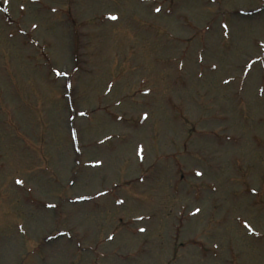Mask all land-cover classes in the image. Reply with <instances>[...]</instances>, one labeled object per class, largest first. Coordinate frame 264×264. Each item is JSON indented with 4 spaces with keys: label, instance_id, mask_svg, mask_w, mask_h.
Instances as JSON below:
<instances>
[{
    "label": "rangeland",
    "instance_id": "374dc122",
    "mask_svg": "<svg viewBox=\"0 0 264 264\" xmlns=\"http://www.w3.org/2000/svg\"><path fill=\"white\" fill-rule=\"evenodd\" d=\"M261 46L264 0H0V264H264Z\"/></svg>",
    "mask_w": 264,
    "mask_h": 264
},
{
    "label": "snow or ice",
    "instance_id": "6c2138e0",
    "mask_svg": "<svg viewBox=\"0 0 264 264\" xmlns=\"http://www.w3.org/2000/svg\"><path fill=\"white\" fill-rule=\"evenodd\" d=\"M154 11L157 12V13H160V12H161V7H156V8L154 9ZM110 19H112V20H116V19H118V17H116V16H112V17H110ZM225 27H226V26H225ZM261 47H264V46H261ZM257 63L260 64V68H261V70L264 71V61L250 60V62H246L245 65L243 66V68L241 69L242 75L247 76V75L249 74V72L253 70V65H255V64H257ZM56 75H57V76H61V75H66V74H64V73H60V72H56ZM225 83H229V81L226 80ZM69 87H71V85H69ZM80 115H81V116H84V115H86V113H85V112H80ZM70 118L74 119V117H70ZM145 118H146V117H145ZM76 135H77L76 131H75L74 129H72V130H71V136H72V138L75 139V138H76ZM76 151H80V149L77 148ZM141 151H142V150H141ZM195 174H196L197 176H202V175H203L202 172H196ZM16 183H17V184H23V181H22V180H17ZM101 195H107V193H101ZM87 198H88V197H81V199H87ZM117 203L123 204L124 201L118 199V200H117ZM48 207H50V208H51V207H55V205H53V204H49ZM196 211H197V213H198V212H199V209H197ZM244 227H245V229H246L247 231H249V232H253V229H252V227H251L249 224L245 223V224H244ZM21 230H23V229H21ZM140 231H141V232H144V231H146V229H144V228H140Z\"/></svg>",
    "mask_w": 264,
    "mask_h": 264
}]
</instances>
